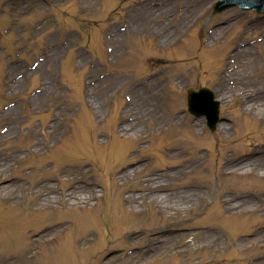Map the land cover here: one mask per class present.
Listing matches in <instances>:
<instances>
[{"label":"rangeland","instance_id":"374dc122","mask_svg":"<svg viewBox=\"0 0 264 264\" xmlns=\"http://www.w3.org/2000/svg\"><path fill=\"white\" fill-rule=\"evenodd\" d=\"M213 1L178 0L184 7L179 9L175 0H0V173L23 181L15 203L0 198V264H225L264 258V185L220 172L227 154L245 157L264 148V126L242 116L232 92L222 95L218 88L233 64L243 76L241 90L264 104V15L238 7L213 13ZM109 32L114 36L107 38ZM238 38L250 50L225 69L223 55L210 54L205 41ZM145 78L150 85L134 94L132 85ZM191 85L213 88L228 132H211L204 117L187 111ZM174 112L201 120L197 140L186 144L180 134L158 131L159 121ZM119 122L136 129L121 136L115 131ZM55 123L62 133H50ZM9 125L14 132L4 136ZM34 139L44 143L39 152L26 146ZM178 139L183 148L175 147L177 154L168 159L165 150ZM196 150L197 170L191 163ZM182 165L177 177L165 178V170ZM42 167L54 174L57 191L74 177L76 188H88V182L95 195L71 207L57 200L55 212L37 208L30 190ZM125 167L131 171L122 182L117 175ZM153 172L163 174L166 191L185 189L188 203H169L174 192L163 196L165 203L142 202L141 192L132 190ZM192 193L199 195L194 203ZM125 195H133L131 202ZM54 226L61 239L30 241Z\"/></svg>","mask_w":264,"mask_h":264},{"label":"bare ground","instance_id":"6f19581e","mask_svg":"<svg viewBox=\"0 0 264 264\" xmlns=\"http://www.w3.org/2000/svg\"><path fill=\"white\" fill-rule=\"evenodd\" d=\"M246 50L249 51V48L245 47L243 50H237L239 53H246ZM248 53V52H247ZM229 66V65H228ZM234 80V83L230 85L229 81ZM221 83L223 85H226V90L220 89L222 95H226L228 92H232V94L238 98V104L241 108V113L247 117H250L252 119L258 120L260 124L264 125V104H260L257 106V108L254 106V95L250 93L247 90L241 91V88L243 87V82L240 76L235 78L233 74H225L221 79ZM220 84V86L222 85ZM142 85V86H141ZM150 85L149 79H143L140 83H134L132 85V88H134V94L138 93L140 94V88L143 90L142 93H144L143 86ZM141 86V87H139ZM141 93V94H142ZM133 95V93H131ZM130 95V97H131ZM132 98V97H131ZM130 98V100H131ZM142 99V98H141ZM145 99V98H144ZM144 101V100H143ZM147 101V100H146ZM9 109V108H8ZM260 110V111H259ZM140 112V114H139ZM142 110L136 112L137 117L141 115ZM257 114H260L259 116H256ZM127 114V113H125ZM130 116V115H129ZM142 116V115H141ZM165 120L159 121V126L157 127L158 131L164 130V124L166 123L168 125V130H172V132L179 133V130L181 126H185L190 133L195 134L199 130L200 123L198 120H188L183 122V116L180 113H177L173 116V122L169 121L170 116H165ZM125 120H128L126 117ZM120 128L123 130H128L131 128L136 127H128L121 125ZM221 129H223L225 132H227V128L223 127V124H221ZM50 133L55 134L54 132H61L59 124L55 123L50 126L49 129ZM4 136L10 135L14 132L13 126L9 125L8 128L4 131ZM60 135V134H59ZM175 143H180L181 140H174ZM171 145L168 147L167 150H165V156L169 157L172 155L177 154V151H175V146ZM28 146L29 151L39 152L44 147V143L41 142L38 139H34L32 141V145H26ZM259 156L264 157V148L259 151ZM11 156L13 157V153H11ZM200 156V152L196 151L192 154V160L191 163L197 170L199 168V164H196L197 157ZM240 158H228L226 157L225 164L223 165L221 169V174L225 176H231V175H249V174H260L264 177V165H262L259 162L251 161L249 158H245L244 160H239ZM260 160L264 161V158H260ZM187 162H184L186 164ZM3 166L10 167V163L8 161H5L3 163ZM139 168V165H136L133 170L134 172ZM83 169L82 166H78V170ZM61 170V169H59ZM184 170V165L181 167H177L174 169H168L165 170V178H175L177 177L182 171ZM262 170L261 173L259 171ZM131 169H124L122 173H120L121 179H126L130 175ZM39 179L34 182V185L31 187L30 193L35 197L36 202L38 203L37 208H45L49 207L51 208L53 206V203H55L57 200H63L66 207H71L73 204L77 203H86L87 201H90L93 196L95 195V190L90 187L91 184L88 182H85L88 186V188H76L75 178H71L72 180L69 182L70 186L65 191H57L55 189L56 184L54 183V174H47V169H44L43 167L41 169H38ZM7 171L4 173H0V198L3 200H7L10 203H15L17 201V198L22 191L23 187V181H21L19 178H11L7 177ZM78 184V183H77ZM142 188H139L138 190L142 191L140 194V198L142 199V202H150V203H165L164 199L162 200L163 196L167 193H176V195H173L171 199H169V203H188L186 200H184L185 195V189H175L174 191H166L162 187L166 185L164 176L162 173H155L153 172L150 175H145L142 178V182L140 183ZM77 189H80V192H76ZM166 191V192H165ZM196 191V190H195ZM135 192V191H133ZM145 194H148L147 197H144ZM191 195L194 196V198H191L192 203L195 202L197 197L199 196L198 193H192ZM168 196V195H167ZM165 196V197H167ZM138 197V196H137ZM126 200H132L133 195L126 196ZM183 199V201H181ZM201 200V198L199 199ZM131 202V201H128ZM167 203V202H166ZM226 203H229L228 199L226 200ZM59 231V227H51L47 228L44 231H41L37 235H30L29 239L30 241H41L42 243H48L53 242L55 240L57 233ZM55 242V241H54ZM111 260V259H110ZM108 263V262H107ZM8 264V263H3Z\"/></svg>","mask_w":264,"mask_h":264}]
</instances>
